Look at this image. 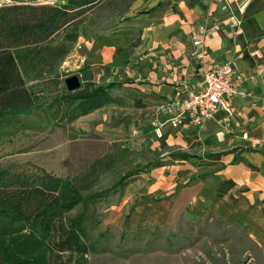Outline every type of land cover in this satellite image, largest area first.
I'll return each instance as SVG.
<instances>
[{"label":"crops","instance_id":"0c3cea01","mask_svg":"<svg viewBox=\"0 0 264 264\" xmlns=\"http://www.w3.org/2000/svg\"><path fill=\"white\" fill-rule=\"evenodd\" d=\"M227 1L240 28L208 36L203 48L193 45L197 27L229 16L212 0H136L132 27L74 36L78 61H88L84 67L92 73L132 77L127 85L136 106L154 111L150 122L161 102L187 98L212 66L230 63L234 85L246 94L234 98L229 121L218 110L202 125L183 119L166 126L157 142L165 159L122 189L110 225L134 232L147 223L166 225L180 207L191 223L213 212L264 250V109L251 106L253 98L264 99V0Z\"/></svg>","mask_w":264,"mask_h":264},{"label":"rangeland","instance_id":"374dc122","mask_svg":"<svg viewBox=\"0 0 264 264\" xmlns=\"http://www.w3.org/2000/svg\"><path fill=\"white\" fill-rule=\"evenodd\" d=\"M57 2L62 6L65 0ZM133 4L103 0L74 11L71 23L49 42L65 44L68 55L54 65L50 59L38 67L21 65L37 109L17 129L0 133V175H6L4 171L33 178L50 175L72 181L83 196H89L103 194L135 168L165 159L150 122L154 111L151 106H136L127 73L108 71L99 76L93 71L96 85L117 82L121 87L112 92L111 103L73 121L67 117L71 102L63 98L68 94L66 78L78 74L81 89L86 82L82 69L88 61H78L74 36L125 31L134 25ZM122 197L120 189L91 203L88 231L93 248L83 264H264V250L242 228L224 224L213 212L191 223L180 207L166 225L147 223L134 232L123 223L110 225V210ZM80 210L78 206L70 215Z\"/></svg>","mask_w":264,"mask_h":264},{"label":"trees","instance_id":"16d2710c","mask_svg":"<svg viewBox=\"0 0 264 264\" xmlns=\"http://www.w3.org/2000/svg\"><path fill=\"white\" fill-rule=\"evenodd\" d=\"M102 1L65 0L62 6L57 3L0 9V133L17 129L37 109L21 65L38 67L46 59L54 65L67 56L65 44L52 46L50 40L71 23L74 11ZM82 72L84 88L63 97L71 102L69 121L111 103L112 92L121 87L117 82L96 85L88 67ZM160 165L156 162L135 168L103 194L89 196H83L69 180L4 171L6 175H0V264L85 263V255L93 248L88 231L91 203L108 198L138 175ZM78 206L80 212L71 216Z\"/></svg>","mask_w":264,"mask_h":264},{"label":"built area","instance_id":"2783aa9c","mask_svg":"<svg viewBox=\"0 0 264 264\" xmlns=\"http://www.w3.org/2000/svg\"><path fill=\"white\" fill-rule=\"evenodd\" d=\"M220 9L228 13V18L214 21L211 25L202 24L196 29L194 47L203 48L206 38L214 33L228 31L236 32L241 24V19L234 13L232 6L227 0H212ZM57 0H0V9L18 5H56ZM203 58V50L197 54ZM233 67L230 63L207 68L200 80L196 83V89L184 99H171L161 102L156 110L155 118L151 121L154 132L158 138L164 136V128L171 126L176 128L183 119L202 125L218 110L227 112L226 120H230L236 114L233 100L237 96H245L233 83ZM252 107L264 109V99L253 98Z\"/></svg>","mask_w":264,"mask_h":264},{"label":"water","instance_id":"95a60500","mask_svg":"<svg viewBox=\"0 0 264 264\" xmlns=\"http://www.w3.org/2000/svg\"><path fill=\"white\" fill-rule=\"evenodd\" d=\"M65 87L67 91L70 93L76 92L82 88V84L80 81V76L78 74H74L65 79Z\"/></svg>","mask_w":264,"mask_h":264}]
</instances>
